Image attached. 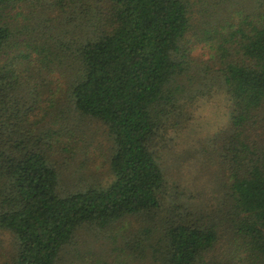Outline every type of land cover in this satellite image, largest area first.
<instances>
[{
	"label": "trees",
	"instance_id": "obj_1",
	"mask_svg": "<svg viewBox=\"0 0 264 264\" xmlns=\"http://www.w3.org/2000/svg\"><path fill=\"white\" fill-rule=\"evenodd\" d=\"M241 1L0 0V264H67L116 224L89 264H264V0ZM216 94L205 198L167 203L158 152Z\"/></svg>",
	"mask_w": 264,
	"mask_h": 264
},
{
	"label": "rangeland",
	"instance_id": "obj_2",
	"mask_svg": "<svg viewBox=\"0 0 264 264\" xmlns=\"http://www.w3.org/2000/svg\"><path fill=\"white\" fill-rule=\"evenodd\" d=\"M242 1L244 2L245 0ZM195 55H202V50H197ZM211 99H200L195 105L193 112L194 119L191 127L177 138L176 136L168 137L170 139L164 141L163 147L158 152L159 163L162 166L166 178L168 192L167 203H175L176 196H178L177 200L183 203H198L199 198H205V191L200 194L199 190L201 186H207V180L203 175H209L206 174V170L202 167L203 164L200 162L201 158L191 157L190 150L196 151L203 140L223 129L228 124L230 116L228 102L223 95L216 94ZM82 137L84 143L97 148L98 163L95 168H92L93 170L97 168L96 174L105 183V179L108 177L107 156L105 155L108 151V143L103 135L101 125L93 124L90 130L82 134ZM84 161L85 158L82 155L78 158L77 163L81 164ZM88 171V169H84L82 174H86ZM119 226L120 224H116L110 230L108 239L105 237L101 238L100 236L92 239L91 235H85L87 231L84 232V235L80 237H87L90 247L86 248L82 257L75 256V260H70L67 264H89L92 263L94 258L102 259L103 257L112 260L116 256L112 253V248L119 243Z\"/></svg>",
	"mask_w": 264,
	"mask_h": 264
}]
</instances>
